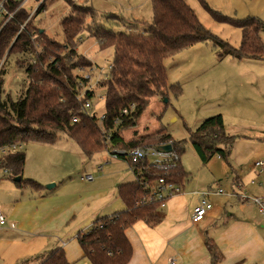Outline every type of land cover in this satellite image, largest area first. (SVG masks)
Here are the masks:
<instances>
[{
    "label": "trees",
    "instance_id": "1",
    "mask_svg": "<svg viewBox=\"0 0 264 264\" xmlns=\"http://www.w3.org/2000/svg\"><path fill=\"white\" fill-rule=\"evenodd\" d=\"M46 1L43 0L32 15L24 5L21 6L0 30V61L11 53L35 52L37 46L41 47L35 56V63L26 64L29 84L24 97L19 100L3 98V63L0 67V146L28 141L54 144L61 134H65L75 141L82 153L92 157L104 148L128 149L146 146V143L159 146L171 142L178 159L169 173L147 162L134 165L128 161L135 179L119 183L116 187L124 208L98 217L89 230L77 234L78 243L92 264H126L132 248L125 230L140 219L154 226L163 216L159 202L150 200L147 184L166 176L183 185L188 173L180 162L186 140L173 139L161 125L151 134L129 139L122 137L121 129L136 124L151 98H164L169 90L176 95L181 92L179 85L167 83L166 58L209 39L221 47L217 52L220 58L228 54L238 59L263 58L264 48L259 32L264 31V21L257 17L232 18L211 9L201 0L216 20L241 29V42L236 48L205 29L186 0H150V21H143L139 29L134 27L127 30H113L105 26L97 20L98 13L94 7L73 2L72 9L60 19L64 35V43H60L33 21L45 8ZM18 5L19 1L9 0L6 8L12 12ZM83 31L95 38L99 50L113 47L108 78L98 82V86L105 87L101 119L84 111V104L93 96V92L88 90L82 95L80 76L73 72L80 65L90 67L95 64L88 56L77 51V45L74 47L75 38ZM132 104L133 108L130 107ZM124 108L131 109L127 114L120 115ZM72 115L76 116L75 122L71 119ZM118 117L121 121L115 124L114 120ZM233 138L225 132L221 114L205 118L188 136L203 163L216 154L226 159L231 152ZM118 157L125 158L123 155ZM24 163L23 150L8 154L1 162L10 170L11 176L8 178L17 187L41 186L35 180L23 177ZM138 167H141L139 175ZM206 246L214 261L218 260L219 254L213 240L208 239ZM38 264L70 263L64 250L57 247Z\"/></svg>",
    "mask_w": 264,
    "mask_h": 264
},
{
    "label": "rangeland",
    "instance_id": "2",
    "mask_svg": "<svg viewBox=\"0 0 264 264\" xmlns=\"http://www.w3.org/2000/svg\"><path fill=\"white\" fill-rule=\"evenodd\" d=\"M186 1L202 26L213 36L233 47L239 46L242 36L239 27L216 20L201 0ZM203 1L211 9L232 18L257 17L264 21V0ZM73 2L94 7L98 13L97 20L113 30L134 27L139 29L141 23L150 21L152 15L150 0H47L45 8L34 17V23L50 37L64 43L60 19L72 9ZM38 5V0H28L24 7L32 15ZM259 36L264 48V31H260ZM76 45L79 53L85 54L95 63L90 67L80 65L73 72L80 76L81 91L91 86L93 96L89 100L92 103V112L94 116L100 117L104 111L105 87L98 86L97 80L101 75L108 74L113 59V47L99 50L95 38L86 31L75 38L74 47ZM40 49L37 46L38 52ZM218 50L221 47L213 39H209L166 58L164 65L167 83L179 85L181 92L176 95L169 90L164 98H151L137 118L136 124L120 131L123 138L129 139L132 136L151 134L161 125L173 139L186 140L184 152L180 156L181 165L188 173V179L184 182L198 184L205 191H215L219 187L230 191L231 181L237 174L243 175V180H249L251 171L254 175L250 168L252 163L256 159L264 158V57L238 59L228 54L220 58L217 55ZM2 59L3 98L19 100L24 97L29 84L26 64L32 62L34 57L28 52H22L11 53ZM94 66L91 79H83L84 72ZM215 114L223 116L225 132L234 136L231 152L226 159L216 154L203 163L188 136L202 120ZM22 144L25 154L23 177L35 175L38 181H44L52 176L58 181L57 190L65 187L69 189L73 180L81 189L92 184L106 187L108 193L112 194L120 182L131 180L133 176L135 179L127 160L110 154V150L121 147H112L110 150L104 148L88 157L65 134L60 135L55 145L36 141ZM99 165L102 168V177H98L94 170ZM87 174H93L94 179H81ZM11 182V179L0 182L2 204L13 202L10 198L14 195L9 196L7 186ZM50 183L54 182H44L43 186ZM208 186L211 187L207 190ZM213 195L217 194H210V200Z\"/></svg>",
    "mask_w": 264,
    "mask_h": 264
},
{
    "label": "crops",
    "instance_id": "3",
    "mask_svg": "<svg viewBox=\"0 0 264 264\" xmlns=\"http://www.w3.org/2000/svg\"><path fill=\"white\" fill-rule=\"evenodd\" d=\"M94 170L98 177L103 176L101 165ZM253 177L251 171L249 180H243L239 173L226 194L215 193L211 200L209 195L214 192L208 194L212 208L198 222L192 221L191 214L205 188L180 184L182 191L167 199L160 222L150 226L140 219L125 230L132 248L126 264H168L172 258L179 264H264V217L256 206L231 195L232 189L262 194L264 178H258L263 183L258 186L250 184ZM27 178L41 186L19 188L11 182L7 186L9 196L14 195L10 198L13 202H0V210L9 223L0 227V264H38L57 247L64 250L70 264H92L84 255L77 234L89 230L98 217L124 208L116 190L110 194L106 187L92 184L81 189L73 180L69 189L57 190L58 181L52 176L44 181H38L35 175ZM6 179L9 178H1L0 182ZM44 182H54V186L44 187ZM208 239L218 250L216 261L206 246Z\"/></svg>",
    "mask_w": 264,
    "mask_h": 264
},
{
    "label": "built area",
    "instance_id": "4",
    "mask_svg": "<svg viewBox=\"0 0 264 264\" xmlns=\"http://www.w3.org/2000/svg\"><path fill=\"white\" fill-rule=\"evenodd\" d=\"M19 1V5L14 9V11L9 12L6 8V5L8 4L9 0H0V30L3 27V25L12 17L14 12L23 6L26 1L28 0H16ZM39 4L43 0H38ZM39 6V5H38ZM38 50L35 49V52H28L29 54L33 55L34 59L30 63H35L36 61V54ZM3 63V59L0 61V67ZM95 69L94 67H91L89 71L84 72L83 79L86 81L90 80L92 77V71ZM111 69V64L109 65V70ZM109 75L105 73L104 75H101L100 78H98L97 81L101 79H107ZM88 90L92 91L91 86H87L83 91L82 95H85ZM92 103L90 100H86L84 104V111L90 115H94L92 112ZM131 108H133V104L130 105ZM131 108H124L120 115H125L128 113L129 109ZM102 118V115L99 117ZM72 121L75 122L76 116L72 115L71 117ZM121 120L120 118H115L114 123L117 124ZM171 144V142H164L163 144ZM172 146V144H171ZM23 144L22 143H14V144H6L0 146V179L4 177H10L11 172L10 170L3 166L1 164L2 160L10 153H14L17 151L22 150ZM158 146H152V145H146L142 147H132V148H116L115 150H110V154L114 157L118 156H124L127 161H129L131 164L134 165H141L144 162H147V164L157 168L158 170L164 171L169 173V171L175 167L177 163L178 156L176 153L173 152L171 149L170 151H161L157 148ZM252 169L254 173V177L250 180V184H256L258 186H262V181L259 180V177L264 178V158L256 159L252 163ZM141 174V167H138L137 175ZM85 180H92L93 176L92 174H87L83 177ZM143 181V180H142ZM147 187L150 188V200H156L159 202V208H163L166 204L167 199L177 193H180L182 191V187L179 183H176L170 179H168L166 176H160L155 181L147 184ZM217 193V194H226L222 188H218L215 191H204L200 193V198L198 203L193 207L191 219L194 222L201 221L204 216L206 215L207 211L212 208L211 202L208 200L207 195L210 193ZM231 195H234L238 197L241 201L245 203H250L258 209V212L260 215L264 217V192L260 195H251L246 192L241 191H234V189L231 190ZM6 224H9L7 221L6 216L4 213L0 210V227L5 226ZM111 254V252H109ZM168 264H179L178 261L174 258L170 259L168 261Z\"/></svg>",
    "mask_w": 264,
    "mask_h": 264
},
{
    "label": "water",
    "instance_id": "5",
    "mask_svg": "<svg viewBox=\"0 0 264 264\" xmlns=\"http://www.w3.org/2000/svg\"><path fill=\"white\" fill-rule=\"evenodd\" d=\"M41 30H42V28H41ZM157 148L160 149L161 151H170L172 149V146H171V144L167 143V144L159 145ZM52 186H54V183H50V184L46 185L47 188H50Z\"/></svg>",
    "mask_w": 264,
    "mask_h": 264
}]
</instances>
